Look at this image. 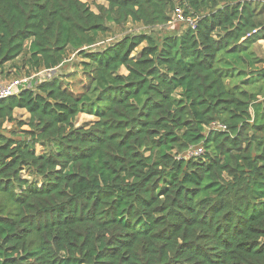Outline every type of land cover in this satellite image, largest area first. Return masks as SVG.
<instances>
[{
  "label": "trees",
  "instance_id": "16d2710c",
  "mask_svg": "<svg viewBox=\"0 0 264 264\" xmlns=\"http://www.w3.org/2000/svg\"><path fill=\"white\" fill-rule=\"evenodd\" d=\"M102 1L0 0V264H264V0Z\"/></svg>",
  "mask_w": 264,
  "mask_h": 264
},
{
  "label": "rangeland",
  "instance_id": "374dc122",
  "mask_svg": "<svg viewBox=\"0 0 264 264\" xmlns=\"http://www.w3.org/2000/svg\"><path fill=\"white\" fill-rule=\"evenodd\" d=\"M82 2L86 3L94 12H97L96 10V7L98 5H104L103 1L102 0H81ZM145 27H141L140 25H136V26H133V25H130V24H127L125 25L124 27H117V26H112L111 28V32H112V35H110L111 37L109 38L108 41L106 42H109L112 40V38H119L120 36H123V35H126V34H134V33H137L139 31H144V32H147L149 31V29L147 28L144 29ZM185 28L184 25H182V23L178 20H176L173 24H167L166 26L164 27H154L153 29V33L154 34H164V33H170L171 31H176L177 34L180 33L181 31H183ZM253 52L254 54L257 56V57H263L264 56V43L262 41L258 42L254 47H253ZM77 60L74 58L72 61H69V63L65 64L64 65V68L60 70V73L63 75L62 77V81L63 83H70V86L73 88V90H77L76 87H74L75 85V82L70 79H68V76H67V73L69 72H73L76 70L75 66L73 63H76L77 64ZM75 75H76V78L77 80H81V75H80V72H74ZM52 73H45L43 74L44 77L48 78L51 76ZM43 75H39L38 77L42 76L40 79L43 78ZM2 80H5L4 78L0 77ZM18 78L16 77H10L8 78L7 80L5 81H9V80H17ZM22 113V112H20ZM15 118L16 119H23V116L22 114H19V112H16L15 113ZM93 121V118L90 117V116H87V115H80L77 119V122H76V126H84V125H87L89 122ZM11 124H4L2 126V129H4V132L6 135H8V132L11 130ZM22 129H25L22 128Z\"/></svg>",
  "mask_w": 264,
  "mask_h": 264
},
{
  "label": "built area",
  "instance_id": "2783aa9c",
  "mask_svg": "<svg viewBox=\"0 0 264 264\" xmlns=\"http://www.w3.org/2000/svg\"><path fill=\"white\" fill-rule=\"evenodd\" d=\"M176 20L185 23L186 25L194 28V21L190 19H184L181 16V12L179 9H176L174 12L173 20L172 22H169V24H173ZM256 31H253L252 34H254ZM249 36V35H248ZM48 72H43V74ZM29 80L30 79H17V80H9V81H2L0 79V100L6 99L16 93L20 88L22 87H28L29 86ZM200 151H198L196 154H199Z\"/></svg>",
  "mask_w": 264,
  "mask_h": 264
},
{
  "label": "crops",
  "instance_id": "0c3cea01",
  "mask_svg": "<svg viewBox=\"0 0 264 264\" xmlns=\"http://www.w3.org/2000/svg\"><path fill=\"white\" fill-rule=\"evenodd\" d=\"M16 112H19V114H21L20 111H16ZM16 112H15V113H16Z\"/></svg>",
  "mask_w": 264,
  "mask_h": 264
}]
</instances>
